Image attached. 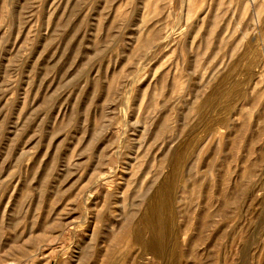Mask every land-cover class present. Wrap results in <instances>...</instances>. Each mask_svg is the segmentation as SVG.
I'll return each instance as SVG.
<instances>
[{
	"label": "rangeland",
	"instance_id": "obj_1",
	"mask_svg": "<svg viewBox=\"0 0 264 264\" xmlns=\"http://www.w3.org/2000/svg\"><path fill=\"white\" fill-rule=\"evenodd\" d=\"M0 264H264V0H0Z\"/></svg>",
	"mask_w": 264,
	"mask_h": 264
}]
</instances>
